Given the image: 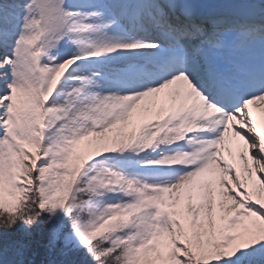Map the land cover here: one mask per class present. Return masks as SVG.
I'll list each match as a JSON object with an SVG mask.
<instances>
[{"label": "snow or ice", "instance_id": "6c2138e0", "mask_svg": "<svg viewBox=\"0 0 264 264\" xmlns=\"http://www.w3.org/2000/svg\"><path fill=\"white\" fill-rule=\"evenodd\" d=\"M57 210L78 264H264V0H0V228Z\"/></svg>", "mask_w": 264, "mask_h": 264}, {"label": "trees", "instance_id": "16d2710c", "mask_svg": "<svg viewBox=\"0 0 264 264\" xmlns=\"http://www.w3.org/2000/svg\"><path fill=\"white\" fill-rule=\"evenodd\" d=\"M68 222L66 218L64 220L65 230L61 233V239L57 240L55 245L50 243L52 228L49 225H46L45 228H39L34 224L31 227L27 226L24 241L23 239H17V242L20 243L18 245H23V261L26 259L25 264L29 262L31 264H78L79 259L84 255L82 248L79 251H72L69 255L64 254L63 235L69 231L67 228ZM7 240L13 241L7 242ZM12 243H14V231L0 228V253L8 248L7 245L14 247ZM87 264H93V262L89 259Z\"/></svg>", "mask_w": 264, "mask_h": 264}, {"label": "rangeland", "instance_id": "374dc122", "mask_svg": "<svg viewBox=\"0 0 264 264\" xmlns=\"http://www.w3.org/2000/svg\"><path fill=\"white\" fill-rule=\"evenodd\" d=\"M64 215L65 214L63 212L57 210L56 217H59L61 220H63V222L64 220H66V218L68 220V217L65 216L64 218ZM56 217H53L52 221L48 222L49 214L45 212L43 215L39 217L38 220H36L34 225L38 226L39 228L40 227L45 228L46 225H49L52 228L51 230H53V225L56 223ZM27 226L28 225H26L25 223L19 222L16 224L15 227H13V229H10L14 231V243L12 244H14V247H17V248L11 247V245H7L8 248L4 249V251L0 253V264H25L26 259L23 261V257H24L23 250H22L23 245L22 246L18 245L20 243L17 242V239H23L24 241ZM9 241H13V240H7V242ZM28 264H31V263L29 262Z\"/></svg>", "mask_w": 264, "mask_h": 264}]
</instances>
